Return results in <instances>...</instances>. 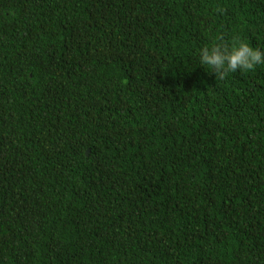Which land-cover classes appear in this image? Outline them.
Returning a JSON list of instances; mask_svg holds the SVG:
<instances>
[{"label":"trees","instance_id":"1","mask_svg":"<svg viewBox=\"0 0 264 264\" xmlns=\"http://www.w3.org/2000/svg\"><path fill=\"white\" fill-rule=\"evenodd\" d=\"M235 40L264 0H0V264H264V65L198 56Z\"/></svg>","mask_w":264,"mask_h":264},{"label":"clouds","instance_id":"2","mask_svg":"<svg viewBox=\"0 0 264 264\" xmlns=\"http://www.w3.org/2000/svg\"><path fill=\"white\" fill-rule=\"evenodd\" d=\"M198 56L200 65L209 67L221 80L230 73L250 72L264 65V50L243 40H235L230 47L222 43L204 46Z\"/></svg>","mask_w":264,"mask_h":264},{"label":"water","instance_id":"3","mask_svg":"<svg viewBox=\"0 0 264 264\" xmlns=\"http://www.w3.org/2000/svg\"><path fill=\"white\" fill-rule=\"evenodd\" d=\"M89 153V150L86 151V155Z\"/></svg>","mask_w":264,"mask_h":264}]
</instances>
